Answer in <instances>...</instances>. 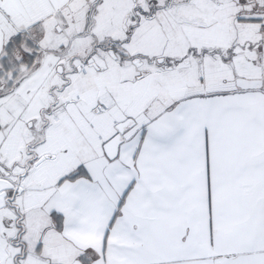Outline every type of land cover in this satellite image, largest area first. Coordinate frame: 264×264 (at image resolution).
<instances>
[{
  "label": "snow or ice",
  "instance_id": "6c2138e0",
  "mask_svg": "<svg viewBox=\"0 0 264 264\" xmlns=\"http://www.w3.org/2000/svg\"><path fill=\"white\" fill-rule=\"evenodd\" d=\"M0 264H264V0H0Z\"/></svg>",
  "mask_w": 264,
  "mask_h": 264
}]
</instances>
